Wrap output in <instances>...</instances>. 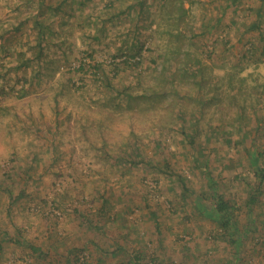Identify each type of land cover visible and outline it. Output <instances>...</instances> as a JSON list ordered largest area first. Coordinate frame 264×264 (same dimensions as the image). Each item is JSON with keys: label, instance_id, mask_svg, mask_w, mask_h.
Returning a JSON list of instances; mask_svg holds the SVG:
<instances>
[{"label": "rangeland", "instance_id": "1", "mask_svg": "<svg viewBox=\"0 0 264 264\" xmlns=\"http://www.w3.org/2000/svg\"><path fill=\"white\" fill-rule=\"evenodd\" d=\"M181 7L0 0V264H264V0Z\"/></svg>", "mask_w": 264, "mask_h": 264}, {"label": "trees", "instance_id": "2", "mask_svg": "<svg viewBox=\"0 0 264 264\" xmlns=\"http://www.w3.org/2000/svg\"><path fill=\"white\" fill-rule=\"evenodd\" d=\"M183 0H179V6L181 7V3ZM172 4V2H171ZM173 5L172 8L169 9V12L173 10ZM184 12V11H183ZM178 19L182 20V13H178ZM180 20V21H181ZM182 22V21H181ZM185 30H178L176 32V39L178 40V46L177 49H180L182 51V46L184 44V41L187 40L189 42L192 35V31L189 29V26H184ZM135 51L133 53L125 55V58L122 60V64H126L128 66H139L141 63V50H142V45L140 44L137 48L134 49ZM179 51V50H178ZM184 56H187V52L184 51ZM129 58L132 60L129 61ZM175 62L177 63L176 68L174 69L173 72H170L166 69L165 65L162 66L159 69V74L160 75H167V73H170L171 76H173L172 81L175 79H180L181 81L185 83H192L196 82L197 79V73L199 72V69L197 66L194 64V68L192 63L187 59V58H178L173 57ZM182 59V60H181ZM166 61V58L164 59ZM200 87H197V90H200L201 88V82L199 83ZM263 93H264V87H263ZM0 94L4 95L5 91L3 89L0 90ZM181 111V110H180ZM256 175L259 177L260 180L264 178V168H260L259 170L256 171ZM212 197H215V211L218 213V217L220 218V223L224 226V228L228 229L230 227V213L232 211V207L229 204V202L226 199H223L220 195H217L216 193L212 194ZM251 200V199H249ZM35 250V248H33ZM80 252L77 255H80Z\"/></svg>", "mask_w": 264, "mask_h": 264}]
</instances>
